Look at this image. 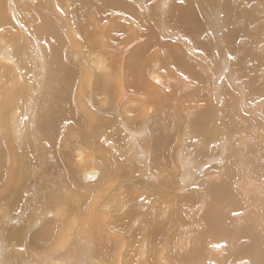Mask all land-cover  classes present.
I'll list each match as a JSON object with an SVG mask.
<instances>
[{
  "label": "bare ground",
  "instance_id": "1",
  "mask_svg": "<svg viewBox=\"0 0 264 264\" xmlns=\"http://www.w3.org/2000/svg\"><path fill=\"white\" fill-rule=\"evenodd\" d=\"M44 1L47 0H39L35 4L29 5L23 3L25 2L24 0H17V5H15V3H12L13 6H15V9H10L9 6L6 5V0L0 1V28L9 25L10 13H13L12 9H14L13 15H16L15 12L18 11V15L22 17V19L27 18L29 21H32L33 23L35 22V24L32 25L33 28L31 27L32 33L26 32V30H24V27V33L19 32V34L17 35H11V40L15 44L17 50V53L15 54L17 56V60L23 61V65H25V63H27L28 61H32V67L30 68L28 66L30 69H26L25 73H23L24 71L21 68L23 66H20L21 64L19 65V63H16L19 67V69L16 70L10 67L11 65L9 66L7 63H3V65H0V140L4 141L3 149H0V215L2 219L4 218L5 220L3 222L7 224L6 226L3 225L4 223H1L0 226L2 227V235L5 237V240H9V242L5 245V242L2 241L3 239H0V255L2 254L3 256V252L6 253V251L2 248L6 246L13 247V245H22L26 248H29L27 238H30L31 235L27 233V231L30 230V228L36 223L34 224L33 221L31 224L28 225L26 223L27 220L23 222V216L26 213L23 210V207L26 206L27 208V202L31 198V193H34L35 191H37L38 188L41 187V189H44L40 191V193H46V198L49 197L51 199L50 202L53 200L64 203L69 201V198L62 196L63 193L67 195L68 192H72L75 200L80 199V197L84 199L85 195L87 194L85 198V201L87 202L88 197L91 199L93 192H98L104 182L101 181L103 170L97 165H99L100 162L108 163V159L111 160V156H113L114 154L113 151L111 153L104 144L110 145L112 147L114 146L113 142L118 145V142L121 140H126L127 143H129L130 140V142H132L130 143L131 147H135V150H133V154L129 155L126 158V161H128V165L129 162H132L131 165L127 166L128 171L126 175L123 177L122 180L116 183L114 192L102 195L100 197L102 201L99 200L100 198L96 200V204L101 201L102 210H106L103 213L104 215L107 211H110V217L107 216L105 228L114 231L117 237H127L128 234L129 237H127L126 240L115 238L116 236L114 234L107 233L105 230L103 232H100L101 228H99L98 226H91V232L93 230L96 231L94 233L96 235H93L97 243L95 242L96 244L94 245V249L90 251V253L87 248L88 245H90L88 243L91 242L92 237H89L88 233L78 232L82 234V237L79 240V244H83V246L81 247L83 253H87L88 251V254H91L92 256L100 259L99 264H107V261L110 260L111 257L112 259L115 258L116 254L114 255L112 251L115 252L118 250L117 256L119 258L122 249H124L123 251H125L123 255V260H125L129 264H154L156 261H158L159 264H170V260H174L176 258L183 260L184 257H188L189 254H192L193 252L195 253V257L193 260L190 261L192 264H203L204 262H207V258L205 259V257L208 253L211 252H214V256L211 254L209 255V259L211 261H218V253L226 252L228 264H236V262L238 264V261H240L241 259L242 261L239 264H264V254L262 250L264 249V191L262 190L264 189V180L260 179L264 177V166L261 164L263 163V161L261 160V158L258 160L253 159V166H255V174L253 173V182L258 188H261L262 190L260 194L262 195V197H259L261 198L259 199L261 206H257V209L255 208V205L251 206L253 205V202L255 203V201L250 202V200H248L250 194L247 192L248 186L247 182L245 181L247 179V175L243 172H246V165L247 163H249L248 161H252V158L249 157L250 159L246 161V164L240 161L244 157L242 155L246 154V152L244 153V151L250 150L252 152L249 146L250 143H248V141H250L249 134L251 135L249 131L254 130V132H256L259 129L260 123L258 119L256 120L251 117H247L245 116L246 113H243V110L247 109L248 107V105L246 104L248 99L244 98V94L246 93L245 91H247V97L248 95L249 98L252 96L254 92V89H252V85L256 80L260 79V74L257 70L259 69V66L261 68L264 67V59L258 63V66L256 67L257 69L255 68L256 70L251 71L250 66H248L251 65V63L243 59L244 57L242 56V51H246V46H244L245 43L243 44V46L237 45L236 49L235 47H233L234 45L232 41V31H236L237 29L235 30L234 28L235 22L231 16V5H233L235 8L236 5L234 2L236 0H224L222 5L220 4L219 0H151L148 5L144 3L143 0H133L132 3L128 0H110L112 2L111 10H114L115 12H120V14H114L116 16L109 17L102 15L101 17L94 18H90L88 10L84 9L82 0H76L82 10L80 16L74 14V11L72 9V0L66 1L67 3H61L59 0V3L55 2L51 6H48V8L53 7L54 11L58 12V14L60 13V15L62 14L61 11L64 10L62 17H64L65 12L68 15V18H64L65 21L63 22L62 20V23H69L71 25V28H82L86 31V34L88 36L93 37V42L97 41L99 38H104L103 36L105 35L106 28L109 30L108 38L106 40H114L115 42H118V38L121 37L122 34L127 32L129 29L133 30V26L135 24L145 22L142 27L141 24L139 25L142 28L140 29L141 31L139 32V37L137 36L138 33L136 35H134L133 33L134 37H137L132 39L134 41L131 44L125 42L128 43V46H126L124 43L118 44L117 46L107 45V47L103 48V50L107 48L109 50H117L116 52L123 55L124 51H129L128 48H130V45L132 46V44L134 43H140V41L143 42L140 37H142L143 40L145 38V40L157 43V45L159 44L160 48H162L163 55H160L162 63H155V60L153 59V65H151V68L147 72L148 78H150L151 81L146 79V83L149 84L150 88L145 89V87H136L144 92H130L124 89L125 87L122 88L123 86L120 85L122 87H119V92L116 98L117 103L115 105V108L113 109H121L122 104L126 105V102H129L130 104L136 103L135 106H138L139 110L135 113V115L141 114V117H144L145 119V116L147 117V111H150L149 108L148 110H145L146 114H143L141 112V109L148 108H145V104L143 103V101L141 103V100L145 99V103L149 102L150 105L154 104L155 106H158L159 109H161V111H159V109L157 108V115H166V113L168 112L170 118L172 119V122H170L169 124L170 126L168 125L170 127V130L173 134L174 132H179V130L181 131V133L180 137L178 138L177 134H175L174 138L173 135H170V137L172 138L170 143L168 142V145L171 146L170 144L173 139V142L175 143V152L172 153L171 156H166L167 158H163V153H161L163 152L162 149L160 153H158V155L160 154V162L159 159L157 160L154 158L153 152L149 154L148 151L150 149L151 143L149 142V127L148 125H146V123H148L146 120L147 118L143 122V125H140L141 127H137L134 129V127L130 126L129 123H124V120L122 119L119 120L117 112L115 115H110V117L108 118L99 117L100 115L97 112L98 109L93 108L92 105L93 95L95 91L100 92L105 89L111 90L115 86V84L118 83L117 81L122 78L123 75L120 68H123V73L126 72L128 76L132 78L134 84L137 82L136 85L140 86V82L142 83L143 77L141 78L142 75L140 76V73H138V71L136 70L137 65L131 62V64H133L130 65V67H128L127 69L124 65L126 61L119 60L118 62L123 64V66L117 64V68L118 66L120 68L116 69V71L114 70L115 73L109 70V68L108 70H106L107 67H109L108 65H111L114 62L108 64V59L110 58L106 57V52L99 49L93 51L95 47L90 46L89 55L93 54L92 61L94 62L95 59L99 61L101 65L105 67V69L103 68L104 72L101 70L102 73H100L94 79V85H92L90 89V86H86L84 82L83 84L86 87L79 86L78 84L80 82L77 84L78 79L76 80V78L74 81L76 82L77 87L74 88L76 85L69 87L70 78H68L67 74L70 71L72 72V75H74L75 71L71 70L70 68H67L66 64L62 60L63 56L61 55L65 54L64 57L66 58V55L68 54L65 50L67 46L63 44L65 40L60 39L59 36V30H61V25L60 23H58L59 19L51 11L52 9H49L50 11H48L47 8L44 9V6H46L44 5ZM11 2H13V0H11ZM262 2V9L264 10V0H262ZM141 3L144 4V8H146L147 13L146 11L141 10L139 8L140 6H137L138 4L141 5ZM38 7L42 9H39ZM8 8L10 10H8ZM194 11L201 12L200 14L196 13L195 19H193ZM219 11L221 13H219ZM222 13H225L224 16L220 15ZM191 15H193V18L191 17ZM184 17L186 20L182 21V18ZM223 17H225L226 21L231 18V20L228 21V28L230 30L228 29V34L223 33L224 35L220 34V28L225 25H221L219 21L220 19L225 20ZM121 18L127 22L122 21V24L120 26ZM203 18L204 22L202 21ZM107 20L109 24L106 23ZM242 20L245 21V18H243ZM26 22H23L24 25ZM150 22H154L155 24L151 25ZM113 23H115V25H112ZM259 23L260 30H264V23H261L260 21ZM247 25L248 21L239 29L240 33H244V30L246 29ZM125 27L127 28L124 29ZM63 31L64 33H66V29H63ZM178 31H184V36L180 35ZM206 32H211L208 34H210V36L212 37V39L210 37L212 48H210L211 46L209 44V47L204 46L205 39L203 38V35H205L204 33ZM23 34H28V37L26 39H23ZM66 34L65 36L68 37L70 33H68V35ZM131 34L132 32L130 33V35ZM208 34L205 37H208ZM124 35H127V33H125ZM226 35L227 38L225 37ZM132 37L133 36H131V38ZM39 39L47 40V43L45 44H48L49 50L47 48L46 55L47 57H49L48 68L50 67V74L43 76L45 79L44 83H47L46 85H44L45 87L47 86V90L45 93H41L40 96L38 94L43 89V86L41 87L38 81L40 80L39 78L42 76L43 73L38 66V60H40L39 58L42 55V51L37 50V48L39 47V45L37 44ZM187 39L191 40L192 43H190L191 41L189 42ZM208 39L209 38H207L206 40ZM239 39H241V36ZM209 40L207 42H210ZM224 41L227 44H225ZM234 43H237V41H235ZM227 45L232 50V54L234 53L235 56H239L238 60L232 59V64L229 63V60L227 58V51H229L227 47H225ZM201 46H204V48L206 49H204V52L208 51L207 53L210 54L211 59H216L217 64L214 67H212V65L209 64L208 61L204 62L206 63V66H204V64H201L200 67H195L197 64H199V61H197L195 57L198 59H205L204 55H202L199 51L196 50V48H200ZM1 47L2 49L0 48V59H3V56H5L8 57V60L11 61V57L13 55L11 56L8 50L5 47L3 48L2 45ZM233 48L235 49V52H233ZM212 49L214 52L217 53L218 57L213 56L215 54L213 53ZM261 49L264 50V46H261ZM12 52L13 51H11V53ZM108 52L110 56L116 55L112 54L111 51ZM261 54L259 55V57L261 56ZM121 55L118 56L121 57ZM262 55H264V53ZM69 59L71 60V58ZM118 59L121 58L118 57ZM259 59L260 58H254L255 61H258ZM167 60H169L170 63L173 64H170L172 71H176L178 67H180L181 70L186 71V67L189 66L187 71H189L190 73L189 76H191L195 80L194 86L196 92H191L189 95H187L189 90H191L190 84H192L190 82L188 84V78L183 79L182 75H177V78L174 76V78L171 77L169 73L164 70L162 64L169 66L168 63H166ZM178 60L180 62L179 64H177L176 62ZM233 60L236 61L235 66L233 65ZM66 61L69 63L68 58ZM71 62L72 60L70 61V63ZM189 62H191V65L189 64ZM25 66L27 67V65ZM77 66L79 70L83 71L82 63L81 65L77 63ZM111 66L114 67L113 65ZM229 67L230 70H228ZM75 69L77 70V68ZM209 69L211 70L210 75L207 71ZM84 71L81 74H79L78 72L76 73H78L79 76L82 74L86 75L87 72L85 71V73ZM133 72H135V77L131 76L133 75ZM227 72H229V74ZM203 73H205V79L202 77ZM3 76H5L4 78L9 77V87H7L4 83ZM236 76L239 77V82L241 85L239 87L236 85ZM86 80L87 82L90 81H88V79H85V83ZM32 82L34 85H36L34 89H32ZM73 82L72 84H74ZM1 83H3V87H1ZM222 83L223 85H225L224 88L221 87ZM249 83H251L250 87L248 86ZM81 84L82 81L80 85ZM263 89L264 88H260L259 90ZM3 91L4 96H1L3 95ZM176 93V98L180 99V102L183 100L184 105H192L186 106L185 112H183L182 108L180 107L182 103H180L179 105L175 101V99L172 98L175 96ZM5 94L7 96L13 94L14 96L12 95V97H7L5 96ZM72 94L74 97L72 96L73 100L70 102H72L73 105L78 104V118L74 117L75 112H72L73 105L69 106L68 109L66 108V102L68 103V99H71ZM5 97L9 98V100L6 101L4 99ZM241 99L243 100L242 102ZM170 100L173 101L169 102ZM108 103L109 102H107V104ZM90 105H92V108L90 107ZM92 110L95 113H93ZM85 117L87 120L85 119ZM156 117L158 119L160 118L158 116ZM23 118H25V120H23ZM69 118H73L72 124L68 123L70 121L68 120ZM20 119L24 121L23 124L21 123L22 121H20ZM116 123L119 127L115 126ZM127 125L131 128H128ZM93 126H95L96 128H94ZM114 129L116 130L115 132ZM189 129L190 131L193 130L192 132H194V135H189ZM77 130H79V132L76 133L75 131ZM124 131L126 133L120 135L121 132ZM69 132H72L73 134L71 133L72 135L68 136ZM106 132L108 133L109 137L106 135ZM254 132L252 131V133ZM41 134H45L48 138H51V140L54 141V144L51 145V143L49 145L46 144L45 141L43 142V139H40ZM65 135H67L69 138H64ZM73 135L76 136H74L76 138L74 142L72 141L73 139L71 140V136ZM47 137H45V139H47ZM193 137L194 144H192V148L194 150V155H189L188 152H190V150H186L185 144L187 143L189 138L191 139ZM197 137L199 138L198 140ZM29 138L31 141L30 145H32V147L34 148L33 150L30 149L31 147L26 149V141H29ZM32 138L33 141L37 140V142L41 140L42 143L40 144L42 145V147L48 145L51 148L57 146L59 139L64 138L62 144H58L60 149H62V147L67 150L73 148L74 157L76 158L77 164L87 165L89 163L93 165L90 167L82 166L83 168L79 171L76 169L77 173H75L73 167L74 164L72 160L68 157L66 150L65 152H63V154H61V156H59L60 154H56L57 156L53 157L55 159V161H53V165H50L51 160H48V157L46 158L47 160H45V162H50L46 164L50 165L49 167L47 166L48 169L45 167L46 173H50L49 178L46 179L45 176V180H43V177H38L37 175V177H33V182H31V169L41 166L39 164L40 161L38 162V160L41 159L40 157L42 156H40L39 154H44L45 152H47L48 149V146L47 149H45L44 147V149H42L41 147L39 148L37 145L35 146V144L31 140ZM41 138H44V136ZM158 141H161V139H158ZM153 143L156 145V142L153 141ZM85 147H88L90 150L85 149ZM155 147L156 146H154L153 148ZM145 148L147 149L146 152ZM43 150L46 151L44 152ZM52 150L53 149H51V151ZM259 153L264 155V152L262 151ZM259 153L257 152V150H253L254 157H256ZM224 154L227 156H225L223 160L222 157H224ZM150 156L154 158L155 162L153 161L152 163H149V160L151 159ZM190 156H192L193 160L190 159ZM218 158L219 160L220 158H222V165L219 163L216 164ZM44 159L42 161H44ZM41 164L44 163L41 162ZM208 164L212 165L207 167L208 170H206V172L203 174L202 168ZM224 164L227 171L223 174V176L221 175L222 177L216 181L215 179H210V173L219 170V168H223ZM261 166H263V168L259 170L258 167ZM62 168L63 170H65V172H67L66 174H63L61 172L63 171ZM169 169H171L173 172L171 176H169ZM122 170L124 171V169ZM131 170L132 172H130ZM166 171L168 172V174H164V172L167 173ZM222 172L223 171H221V173ZM70 173H74L77 179L78 177L80 178V176L82 175L83 182L85 183L92 185L95 181L96 183L101 182V185H97L98 187L95 186L94 189L91 188V190L88 188L85 189L86 187H82L83 185L75 187L72 185L69 176H67V174ZM191 174L195 177L197 176L198 179L196 180L197 182L193 183V185H196L197 189L195 188L196 190L190 192L193 198L196 199V202L198 203L196 204L198 205V208L195 209V211L193 212L194 215H192V217L194 216L195 220L187 219L186 215H184L187 211V208H189H185V206H187L189 203H192L189 201V198L187 199L188 195H186V193L185 195L180 193V195L178 192V190L184 188L181 187L182 185H184L185 183L188 184V182L186 181V177L189 178L188 176ZM175 176L179 184L170 181L169 178H174ZM159 177L162 179L161 187L158 186L159 184H155V180L156 183L159 182ZM175 186H179L177 188V191H175ZM190 186L192 187V185ZM124 187L127 189L128 194L125 197H122V195L120 196V190ZM128 189H130V191H128ZM59 190H64L62 194L61 192L59 193L60 197H58L57 195ZM169 191L170 195L168 194ZM256 192L254 191L253 193L255 194ZM243 193L246 195V202L241 203ZM156 194H160V196L162 195V198L167 197L164 205L163 203H161V201L165 200V198L162 199L161 197L156 196ZM35 195L38 196L37 194ZM204 195L205 197L207 196V198H205ZM56 198H58V200ZM124 198H126V200H124ZM175 200L177 201V203L180 204V208L179 206L177 207L176 204L173 205V202H176ZM38 201L40 204V202H43L44 200ZM45 203L43 202V204ZM7 204H9L8 208ZM113 204L116 205L115 208L113 207ZM118 204L119 206L121 205L123 208L125 207V210H123L120 206V210L123 212L116 214ZM163 206H165L164 208L166 209H164ZM248 206L252 208H249V210H252L250 214L248 213V211H245L248 210ZM44 207L47 208V204H45ZM96 207L97 209H100V207ZM146 208L147 210H145ZM184 208L186 209V211ZM172 210L174 211L172 218H177V225H175L177 227L173 228H178L179 233H176L177 236L175 238H171L168 241L167 245H163L162 242L164 238L161 236L162 233L160 235L159 228L153 227L152 229H150L149 225L143 224L150 223L153 221L156 222L158 217L160 219L161 216L169 217V219H166L168 220L167 224H170L169 222H172L173 219L171 221L170 216L167 215H171ZM243 211H245V214L242 216L241 212ZM140 217H144L145 219V221L143 219V224L140 223ZM38 218L39 217H37V219L35 220H38ZM161 219L163 221L164 218ZM59 221V219H52L51 221H48L47 219V221H44V223H42L40 227H38L37 229L35 228L33 237L31 236L33 243L35 244V241H38L39 243L45 245V243H48L54 237V234H59L60 232L63 234L64 227H62V223ZM18 223V230L14 231L12 227L14 226V224ZM165 224L166 222H163V225ZM197 224L198 229H195L194 227ZM136 225H138V227L135 229ZM181 225L182 228H180ZM187 225H189L191 232L197 233V239L195 242L193 241L195 244V250L192 248V244L190 246L191 248H188L192 239H190L189 241V239L186 237L187 231L185 232V230L187 229ZM151 226H155V224ZM87 228H85L86 231L90 232V228L88 230ZM151 230L153 231V236L151 234ZM78 231L80 230L78 229ZM162 231H164V229ZM108 234L113 240L112 242H110ZM131 237L133 241H131ZM239 242L241 245L247 243V247L243 248L242 246L238 250L236 246H241ZM119 248L121 250H119ZM187 248L189 249V254L185 252ZM163 250H167L168 253L166 254ZM111 252L113 253V256H110ZM235 253L237 254L235 255ZM106 256L110 258L105 259L104 257ZM85 257L87 258L88 256L86 255ZM244 257L249 258L244 259ZM203 259H205V261ZM112 262H114V260ZM223 262L226 263L225 260ZM8 264L11 263L9 262ZM55 264H70V260H63L60 263L55 261ZM216 264L219 263L216 262Z\"/></svg>",
  "mask_w": 264,
  "mask_h": 264
},
{
  "label": "rangeland",
  "instance_id": "2",
  "mask_svg": "<svg viewBox=\"0 0 264 264\" xmlns=\"http://www.w3.org/2000/svg\"><path fill=\"white\" fill-rule=\"evenodd\" d=\"M1 1V0H0ZM25 2H23V3H26V4H31V5H33V4H35V3H37L38 1L37 0H24ZM27 1V2H26ZM66 1H69V0H60V2L61 3H63V2H65V3H67ZM116 1H118V0H116ZM127 1V0H126ZM128 1H130L131 3L133 2V0H128ZM144 1V3H146L147 5H148V3H150V1L151 0H143ZM220 1V4L222 5L223 4V1L224 0H219ZM234 1V0H233ZM237 1V2H236ZM234 3H235V5H236V7H237V9H236V7L234 8V6L233 5H231L232 6V10H231V16H232V18L234 19V28H235V30L236 31H232L233 32V39H232V41H233V47H235V49L237 48V45L238 46H243V44L245 43V45L244 46H246V51H242V56L244 57L243 59H245L247 62H249V63H251V65H248V66H250V68H251V71H254V70H256L257 68V66H258V63L261 61V60H263L264 59V55H262L263 53H264V50H262L261 49V46H264V30H260V23H259V21L261 22V23H264V10L262 9L263 8V2H262V0H254V1H252V0H236ZM45 2V4L44 5H46V6H44V9L45 8H47L48 9V11H50L51 9V11L53 12V14L59 19L58 21V23H60V25H61V30H59V36H60V39H64L65 40V42L63 43V44H65V46H67L66 48H65V50L67 51V54L68 55H66V58L64 57L65 56V54H63V55H61V56H63L62 57V60L64 61V63L66 64V67L67 68H70L71 70H74L75 71V73H74V75H72V72H68V78H70L69 79V87H72L73 85L75 86L76 85V82L74 81L75 80V78H76V80L78 79V82H77V84L80 82L81 83V81H82V84H83V82H84V84L86 85V86H90L89 87V89L91 88V86L92 85H94V82H95V78L100 74V73H102V71L104 72V70H103V68L105 69V67L103 66V65H101V63L99 62V61H97L96 59H95V61L93 62L92 61V55H89V48H90V46H92V47H95L94 49H93V51H95V50H102V51H105L106 52V57L107 58H110V59H108L109 61H108V64H111V63H113V64H111V65H113L114 67H112L111 65H108L109 67H107V69L106 70H108V68H109V70H111L112 72H114L115 73V71H116V69H118V68H120L119 66H118V68H117V64L118 65H122L123 66V64H121V63H119L118 61L119 60H124V61H126L125 62V67L128 69V67H130V65H132L133 63H135L137 66V71H138V73H140V76H141V78L143 77V80H142V83L140 82V86H137L136 85V83L134 84L133 83V80H132V78L131 77H129L128 76V74L126 73V72H124L123 73V68H120L121 69V71H122V78L119 80V81H117L118 83H116L115 84V86L111 89V90H107V89H105V90H102V91H100V92H98V91H95V93H94V95H93V102H92V105H93V108H95V109H98L97 110V112H98V114L100 115H98L99 117H106V118H108V117H110V115H115L116 114V112H117V115L119 116V120L120 119H122V120H124V123L126 122V124H130V126H132V127H134V129L135 128H137V127H141L142 125H143V122L145 121V119L147 120V122L148 123H146V125H148V130H149V132H150V134H149V142L151 143V145H150V149L148 150L149 151V154L150 153H152L153 152V156H154V158L155 159H159V162H160V157H159V155H158V153H160V151L163 149V152H161V153H163V158L165 157V158H167V157H169V156H171V154L172 153H174L175 152V143L173 142V139H172V142H171V146L173 147H171V146H169L168 144L170 143V141H171V138L172 137H170V135L172 136L173 135V138H174V136H175V134H177V138L178 137H180V133H181V131L179 130V132H174V134L172 133V131L170 130V122H172L171 120V118H170V115L168 114V112L166 113V115H164V114H161V115H157L156 113H157V108H158V106H155L154 104H151L150 105V103L149 102H147V103H145L146 102V100L145 99H142L141 100V103H142V101H143V103L145 104V108H147V109H141V112L143 113V114H146V111L145 110H148L149 108H150V111L152 112H150L149 110L147 111L148 113L146 114L147 115V117L145 116V119H144V117H141V114H136L135 115V113L136 112H138V106H135V104L136 103H134V104H130L129 102H126V105L125 104H122V106H121V109L119 108V110H113L114 108H115V105H116V103H117V94H118V92H119V87H122V88H124V89H126L127 91H130V92H135V91H140V92H144V91H141V90H139L138 88H136V87H145V89L146 88H150L149 87V84H147L146 82V79L147 80H150L151 81V79L150 78H148V75H147V72L149 71V69L151 68V65H153V61L155 60V63L156 62H160V63H162V61H161V56L163 55V51H162V48H160V46H159V44L157 45V43H154V42H150V41H148V40H145V38H144V40H143V38L142 37H140L141 39H142V41L143 42H141L140 41V43L138 42V43H134V44H132V46L130 45V48H128V50L129 51H124L123 53V55H121V54H119L118 52H116L117 50H109L108 48L107 49H104L103 50V48H106L107 47V45L109 46V45H111V46H117L118 44H121V43H124L126 46H128L127 44L128 43H132L134 40H132L133 38H135V37H137L140 33V29H142L141 27L143 26V24L145 23H139V24H135L134 26H133V30L132 29H129L127 32H125V33H127V35H124L125 33H123L122 34V36L121 37H119L118 38V42L116 41H114V40H106L107 38H108V32H109V30L106 28V32H105V35L103 36L104 38L102 39V38H99L97 41H95V42H93V37L92 36H88L87 34H86V31L85 30H83L82 28L81 29H77V28H71V25L69 24V23H67V22H65V24L64 23H62V20H63V22L65 21L64 20V18H68L67 16V14L64 12V17H62V15H63V11H61L62 12V14L60 15V13L58 14V12H55L54 11V9H53V7H49L48 8V6H51L53 3H59V0L58 1H52V0H47V1H44ZM72 2H73V7H72V9H73V11H74V14H76L77 16H80V14H81V12H82V10H81V7H80V5H79V3L76 1V0H72ZM12 3H15V5H17L18 3H17V0L15 1V0H13V2H11V0H6V5L7 6H9V8L11 9V8H14L15 9V6H13V4ZM11 4V5H10ZM82 4H83V6H84V9H87L88 10V14L90 15V18H94V17H101L102 15H104V16H106V17H109V16H116V15H114V14H117V15H119L120 14V12H115L114 10H111V7H112V2L110 1V0H82ZM135 4H137V3H135ZM151 5H152V3H151ZM11 6V7H10ZM137 6H140L139 8L141 9V10H143V11H146V13H147V10H146V8H144V4H142L141 3V5H137ZM141 6H143V7H141ZM135 7V6H134ZM8 8V10H10ZM39 9H42V8H40V7H38ZM259 10H258V9ZM14 9H12L13 10V13L11 12L10 13V19H9V25H6V26H3V28H0V43H1V41H2V43L0 44V48L2 49V47H1V45L3 46V48L5 47L7 50H8V52H9V54L13 57H11V61L10 60H8L9 58L8 57H5V56H3V59L1 58L0 59V65L2 64L3 65V63H7L10 67H12L13 69H19V67L17 66V64L16 63H19V65L20 66H23V67H21L22 69H23V73H25V71H26V69H30L31 67H32V64H33V62L32 61H28L27 63H25V65H27V67L25 66V65H23L22 64V62L23 61H19V60H17V56L15 55L16 53H17V50H16V46H15V44L12 42V40H11V35L12 34H15V35H17V34H19V32L20 33H24V30H26V32H28V33H32L31 32V30H32V28H33V24H35V22L33 23L32 21H29L27 18H25V19H22V17H20L19 15H18V11H16L15 13H16V15H13L14 14ZM50 9V10H49ZM242 9V10H241ZM144 13V12H143ZM196 13L197 14H200L201 12H199V11H194L193 12V15H194V18H193V15H191V17L193 18V19H195L196 17ZM219 13H221L220 11H219ZM108 14V15H107ZM110 14V15H109ZM155 14V13H154ZM224 14L225 13H222V14H220V15H223L224 16ZM13 15V16H12ZM145 15H147V14H145ZM61 16V17H60ZM241 16V17H240ZM18 17H20V18H18ZM154 17V16H153ZM250 17V18H249ZM201 18H202V16H201ZM224 19H225V17H223ZM243 18H245V21L244 20H242ZM247 18V19H246ZM172 19H173V17H172ZM183 20L182 21H185L186 19H185V17L184 18H182ZM263 19V20H262ZM25 20V21H24ZM168 20V19H167ZM229 20H231V18L229 19ZM228 20V21H229ZM11 21H13V22H11ZM27 21V22H26ZM122 21L123 22H127V21H125L124 19H120V26H121V24H122ZM174 21V20H173ZM202 21L204 22V18L202 19ZM220 21V24L222 25V24H224L225 26H223V27H221L220 28V34H222V35H224L225 33L226 34H228L227 32H228V21H226V19L225 20H219ZM224 21V22H223ZM241 21H244V22H241ZM248 21V25H247V27H246V29L244 30V33H240V31H239V29L243 26V25H245V23ZM17 22V23H16ZM23 22H26V23H28V24H26L25 23V25H24V23ZM80 22H82V21H80ZM176 22V21H175ZM181 22V21H180ZM179 22V23H180ZM22 23H23V25H22ZM32 23V24H31ZM66 23H67V25H66ZM107 24H109V22H108V20H107V22H106ZM148 23V22H147ZM151 23V25H154L155 23L153 22H150ZM11 24V25H10ZM125 24V23H124ZM141 24V27L139 26ZM23 27H22V26ZM28 25V26H27ZM112 25H115V23H113ZM136 25H137V27H136ZM181 25V24H180ZM227 25V26H226ZM14 26V27H13ZM119 26V27H120ZM139 26V27H138ZM1 27V26H0ZM25 27V28H24ZM32 27V28H31ZM231 27H232V24H231ZM5 28V29H4ZM13 28V29H12ZM15 28H17V29H15ZM23 28H24V30H23ZM127 27H125L124 29H126ZM130 28V27H129ZM135 28V29H134ZM138 28H139V30H138ZM28 29V30H27ZM63 29L65 30L66 29V33H64V31H63ZM68 29V30H67ZM75 29V30H74ZM70 30V31H69ZM73 30V31H72ZM78 30H80V31H78ZM84 32H83V31ZM182 30H183V28H182ZM230 30V29H229ZM15 31V32H14ZM69 31V32H68ZM94 31H96V30H94ZM134 31V32H133ZM239 31V32H238ZM248 31V32H247ZM250 31V32H249ZM10 32V33H9ZM74 32V33H73ZM132 32V34L130 35V33ZM136 32V33H135ZM179 32V34L180 35H182V36H184V31H178ZM68 33H70L69 35H68ZM73 33V34H72ZM133 33H134V35H136L137 33V36H135L134 37V35H133ZM208 33H211V32H206V33H204L205 35H203V38L205 39L204 40V46H207V47H209V45L211 46L212 45V43H211V39H212V37L210 36V34H208ZM224 33V34H223ZM236 33V34H235ZM8 34V35H7ZM65 34L66 35H68V37L67 36H65ZM79 34H81V35H79ZM209 35L208 37H205L206 35ZM246 35V36H243V35ZM10 35V36H9ZM221 35V36H222ZM8 36H9V38H8ZM106 36V37H105ZM126 36H127V38H126ZM131 36H133L132 38H131ZM240 36H241V39H239L240 38ZM1 37H3V38H1ZM22 37H23V39H26L27 37H28V34H23L22 35ZM139 37V36H138ZM210 37H211V39H210ZM226 38H227V35L225 36ZM224 37V38H225ZM236 37V38H235ZM238 37V38H237ZM242 37H244V38H242ZM207 38H209L208 40L210 41V42H207L208 40H206ZM82 39V40H81ZM140 39V40H141ZM236 39H238V40H236ZM259 39V40H258ZM43 39H39L38 40V42H37V44L39 45V49L37 48V50H40V51H42V55L40 56V60H38V66H39V68L41 69V71H42V76L39 78L40 80L38 81L39 82V84H40V86L42 87L43 86V89L39 92V96L41 95V93L43 94V93H45L46 92V90H47V86L45 87L44 85H46L47 83H44V75H49L50 74V67L48 68V66H49V57H47V55H46V52H47V48H48V44H45V43H47V40H43ZM188 40V39H187ZM253 40V41H252ZM189 42L191 41V40H188ZM235 41H237V43H234ZM250 41V42H249ZM257 41V42H256ZM90 42V43H89ZM125 42H128V43H125ZM225 42V41H224ZM83 43H84V45H83ZM147 43V44H146ZM190 43H192V41L190 42ZM73 44V45H72ZM209 44V45H208ZM225 44H227L226 42H225ZM8 45V46H7ZM72 45V46H71ZM78 45V46H77ZM193 45V44H192ZM70 46V47H69ZM159 46V47H158ZM204 46H201L200 48H196V50L197 51H199L202 55H204V58L205 59H203V58H200V59H198V58H196L195 57V59L197 60V61H199L198 63L200 64H197L195 67H200L201 66V64L203 65L204 64V66H206V63H204V62H206V61H208L209 62V64H211L212 65V67H214L216 64H217V62H216V59L215 60H213V59H211L210 58V54H208L207 52L208 51H205L204 52ZM137 47V48H136ZM225 47H227V49L229 50V51H227V54H228V60H229V63H231L232 64V59H234V60H238V58H239V56L238 55H236L235 56V54L233 53L232 54V50L228 47V45L227 46H225ZM201 48H202V50H201ZM210 48H212V46L210 47ZM235 49L233 48V52H235ZM10 50V51H9ZM48 50H49V48H48ZM78 50V51H77ZM206 50V49H205ZM11 51H13L12 53H11ZM92 51V50H91ZM92 51V52H93ZM108 51H111V53L112 54H116L115 56H110L109 55V52ZM212 51H213V49H212ZM230 51H231V54H230ZM250 51V52H249ZM263 51V52H262ZM45 54H44V53ZM132 52V53H131ZM133 52H134V54H133ZM136 52V53H135ZM247 52V53H246ZM66 53V52H65ZM162 53V54H161ZM213 53L215 54V55H213L214 57H218L217 56V53L216 52H214L213 51ZM262 53V54H261ZM77 54V55H76ZM80 54V55H79ZM159 56H158V55ZM261 54V56L259 57V55ZM118 55H121V57L120 56H118ZM132 55V56H131ZM161 55V56H160ZM250 55V56H249ZM116 56H118L119 58H121V59H118V57H116ZM155 56V57H154ZM158 56V57H157ZM47 57V58H46ZM157 57V58H156ZM64 58V59H63ZM67 58H68V61H69V63L66 61L67 60ZM69 58H71V60H72V64L70 63V59ZM84 60H83V59ZM231 58V59H230ZM250 58V59H249ZM254 58H260L258 61H255L254 60ZM15 61H14V60ZM75 59V60H74ZM137 59H139V60H137ZM154 59V60H153ZM208 59V60H207ZM3 60V61H2ZM76 60H77V62H76ZM86 60V61H85ZM203 60V61H202ZM233 60V65L235 66L236 65V61H234ZM6 61V62H5ZM8 61V62H7ZM75 61V62H74ZM117 61V62H116ZM181 61V60H180ZM251 61V62H250ZM110 62V63H109ZM131 62H133L132 64H131ZM177 62V64H179L180 62H179V60L178 61H176ZM75 63V64H74ZM77 63H79L80 65H81V63H82V69H83V71L86 73V75L85 74H82V75H80L79 76V74H81V73H83V71L82 70H79L78 69V66H77ZM86 65H85V64ZM98 63V64H97ZM166 63H168V65L169 66H166V65H163L162 64V66H163V68H164V70L166 71V72H168L169 73V75L171 76V77H176L177 78V75H182V77H183V79L185 78V79H187L188 78V84H189V82L190 83H192V84H190V86H191V90H189V92L187 93V95H189L191 92L193 93V92H196V90H195V83H194V79L191 77V76H189L190 75V73H189V71H187L188 70V68H189V66H187L186 67V71H184V70H181V68L180 67H178V69L180 70H178L177 68V70L176 71H172L171 69V67H170V64L171 65H173L172 63H170V61L169 60H167L166 61ZM248 63V64H249ZM7 64H5V65H7ZM189 64L191 65V62H189ZM257 64V65H256ZM14 65H15V67H14ZM46 65V66H45ZM91 65V66H90ZM176 65V64H175ZM30 68H29V67ZM44 66V67H43ZM135 66V65H134ZM90 67V68H89ZM124 67V68H125ZM195 67H193V68H195ZM48 68V69H47ZM75 68H77V70L75 69ZM208 68V67H207ZM256 68V69H255ZM1 69V68H0ZM138 69H140V70H138ZM44 70V71H43ZM78 70H79V72H78ZM102 70V71H101ZM115 70V71H114ZM228 70H230V67H229V69ZM227 70V71H228ZM46 71V72H45ZM80 71H82V72H80ZM208 71V73H209V75H210V73H211V70L209 69V70H207ZM257 71H259V74H260V79H258V80H256L255 82H254V84L252 85V89H254V92H253V94H252V96L249 98V95H248V97H247V91H245L243 94L245 95L244 96V98L245 99H248V101L246 102V104L248 105V107H247V109H245V110H243V113H246L245 114V116H247V117H251V118H253V119H258V121H260V123H259V129L256 131V132H254V130H252L254 133H252V131H249V133H251V135L249 134V139H250V141H248V143H250L249 144V146H250V148H251V150H252V152L250 151V150H248V151H244V153L246 152V154H243L242 156H244L240 161L242 162V163H245L246 164V161H248L250 158L249 157H251L252 158V161H248L249 163H247V167H246V172L245 171H243L244 172V174H246L247 175V179L245 180L246 182H247V186H248V188L249 189H251V190H249L248 188H247V192L250 194V196L248 197L249 199L248 200H250V202L252 201H255V203L253 202V205H251V206H256L255 208L257 209L259 206H261V203H260V200L259 199H261V198H259V197H262V195H260L261 194V191L263 190L264 191V189H262L261 190V188H258L257 186H256V184L253 182V173L255 174V166H253V159H260L261 158V160L263 161V163H261L263 166H264V155H262L261 153H259V152H264V89L263 90H259L260 88H264V67H260L259 66V69L257 70ZM48 72V73H47ZM76 72H78V73H76ZM180 72H181V74H180ZM190 72H192V71H190ZM256 72V71H255ZM134 73L135 72H133V75H131V76H134ZM228 74H229V72H227ZM226 73V74H227ZM231 74V73H230ZM89 76V78H88V76ZM1 76V75H0ZM72 76H74V77H72ZM79 76V77H78ZM87 76V77H86ZM5 76H3V78H4ZM11 77V76H10ZM135 77V76H134ZM174 77V78H175ZM202 77L205 79V73H203L202 74ZM237 77V81H236V85L239 87V86H241L240 85V82H239V77L238 76H236ZM73 78V79H72ZM2 79V78H1ZM85 79H88V81L89 82H87V80H86V83H85ZM128 79V80H127ZM4 80V83L6 84V86L7 87H9V85H10V79H9V77H7V78H4L3 79ZM81 80V81H80ZM74 81V82H73ZM153 81H154V79H153ZM186 81V80H185ZM72 82L74 83V84H72ZM139 82V81H138ZM225 82V81H224ZM80 83L78 84L79 86H84V87H86L84 84L82 85H80ZM88 83V84H87ZM144 83V84H143ZM185 83V82H184ZM104 84V83H103ZM1 87H3V83H1ZM32 85H33V87H32V89H34V87H36V85H34L33 84V82H32ZM120 85H122V86H120ZM208 85V84H207ZM230 86V85H229ZM248 86L250 87L251 86V83H249L248 84ZM256 86V87H255ZM77 87V85L74 87V88H76ZM222 88H224L225 87V85H223V83H222V86H221ZM231 87V86H230ZM259 87V88H258ZM73 88V89H74ZM121 88V89H122ZM1 89V88H0ZM37 90V89H36ZM40 90V89H39ZM38 90V91H39ZM76 90V89H75ZM75 90H74V94H75ZM96 90H97V88H96ZM257 90V91H256ZM37 91V92H38ZM105 91V92H104ZM112 91V92H111ZM236 91V90H235ZM4 93V91L2 92V94ZM238 93V92H237ZM0 94H1V92H0ZM16 94H18V93H16ZM12 95L13 94H11V95H9V96H7L6 94H5V96H7V97H12ZM1 96H4V94L3 95H1ZM14 96V95H13ZM72 96H73V94L71 95V99H68V103L66 102V104H67V109H68V107L69 106H72L73 105V103L72 102H70V101H72L73 99H72ZM103 96H105V97H103ZM176 96H177V93L175 94V96L174 97H172V98H174L175 99V101L180 105V103H182V105L180 106L181 108H182V111L183 112H185V109H186V106H192V105H184V103H183V100L180 102V99H178V98H176ZM259 96V97H258ZM7 97H5L4 99L7 101V100H9V98H7ZM74 97V96H73ZM258 98V99H257ZM112 100H113V102H112ZM127 100H129V99H127ZM102 101H105V102H102ZM173 100H170L169 102H172ZM243 100L241 99V102H242ZM83 102V101H82ZM95 102V103H94ZM107 102H109L108 104H107ZM112 102V103H111ZM187 102V101H186ZM221 102V101H220ZM77 103H78V101H77ZM148 103H149V105H148ZM69 104V105H68ZM98 104V105H97ZM111 104V105H110ZM129 104V105H128ZM144 104H143V106H144ZM170 104V103H169ZM168 104V105H169ZM92 105H90V107L92 108ZM132 105V106H131ZM134 105V106H133ZM254 105V106H253ZM131 106V107H130ZM152 106V107H151ZM78 104L77 105H73L72 106V112L74 113V117H79V112H78ZM125 107V108H124ZM128 107H130V108H128ZM130 109V110H129ZM159 109V108H158ZM76 110V111H75ZM122 110V111H121ZM129 110V111H128ZM247 110V111H246ZM93 111V110H92ZM131 111V112H130ZM145 111V112H144ZM159 111H161V109H159ZM109 112V113H108ZM112 112V113H111ZM114 112V113H113ZM118 112H119V114H118ZM130 112V113H129ZM132 112H133V115H132ZM93 113H95L94 111H93ZM121 113V114H120ZM71 114V113H70ZM106 114V115H105ZM34 115V114H33ZM164 115V116H163ZM184 115H185V113H184ZM156 116H158V117H160L159 119L156 117ZM173 118V117H172ZM85 119H86V117H85ZM133 119V120H132ZM161 119V120H160ZM168 119V120H167ZM23 120H25V118H23ZM23 120H21L20 119V121H22L21 123L23 124L24 123V121ZM68 120H70L68 123L69 124H72V122H73V118H69ZM87 120V119H86ZM163 120H164V122H163ZM170 120V121H169ZM162 122V123H161ZM156 123V124H155ZM165 123V124H164ZM93 124H94V122H93ZM125 124V125H126ZM141 125V126H140ZM164 125V126H163ZM169 125V126H168ZM90 126H92V125H90ZM116 127H119L118 126V124L116 123V125H115ZM94 128H96L95 126H93ZM92 127V128H93ZM127 127H128V125H127ZM165 127V128H164ZM128 128H131V127H128ZM167 128V129H166ZM175 128H176V126H175ZM263 128V129H262ZM192 129V128H191ZM116 130L114 129V132H115ZM193 130H191L190 131V129H189V135H194V132H192ZM262 133H261V132ZM76 133L77 132H79V130H77V131H75ZM260 132V133H259ZM41 133H42V131H41ZM72 132H69V135L68 136H70V135H72L71 134ZM75 133V134H76ZM107 133V132H106ZM123 133H126L125 131L124 132H121V134L120 135H122ZM257 133V134H256ZM5 134V133H4ZM254 134V135H253ZM260 134H261V136H260ZM44 136V138H41V137H43ZM107 136H108V133L106 134ZM41 137H40V139H43L42 141L44 142L45 141V143L46 144H51V145H53L54 144V141L53 140H51V138H48L45 134H41L40 135ZM67 135H65L64 136V138H66V139H68L69 137L67 136ZM75 135H73V136H71V140L74 142L75 140H76V136L74 137ZM78 136V135H77ZM45 137H47V139H45ZM109 137V136H108ZM194 137H196V136H194ZM194 137L193 138H189L188 139V141H187V143L185 144V148H186V150H190V152H188L189 153V155H194V150H193V148H192V144H194L193 142H194ZM257 137V138H256ZM64 138H61V139H59L58 141V143H57V146H55V147H53V148H51L50 146H48V149H47V146L45 145V149H47V152H45L46 150H43L45 153L44 154H42V153H40L39 155L40 156H42V157H40L41 159L43 158H45L44 159V161H42L41 159H39L38 160V162H39V164L41 165L40 167H35V168H33V169H31V182H33L32 180H33V177H37V175H38V177L40 176V177H43L42 179L43 180H45L44 179V177L47 179V178H49V175H50V173L48 174V173H46V171H45V169L47 168L48 169V167L50 166V165H53L54 164V162L53 161H55V159L53 158V157H56L57 155L56 154H60L59 156H61V154H63V152H65L67 149H65L64 147H62V149H60V147L58 146V144H62V141L64 140ZM158 139H161V141H158ZM199 138L197 137V140H198ZM257 139H259V140H257ZM32 141H33V138L31 139ZM51 140V141H50ZM70 140V139H69ZM196 140V141H197ZM47 141V142H46ZM153 141L154 142H156V145L153 143ZM254 141H256V142H254ZM31 141H30V138H29V141L27 140L26 141V149L27 148H30V149H34L33 147H32V145H30L31 143H30ZM38 142H39V144H38ZM37 142V140L36 141H33V143L35 144V146L37 145L39 148L41 147L42 149H44L43 147H42V145L40 144V143H42L41 142V140H39ZM50 142V143H49ZM165 142V143H164ZM169 142V143H168ZM192 142V143H191ZM252 142V143H251ZM27 143H29V144H27ZM32 143V144H33ZM37 143V144H36ZM114 144V146H110V145H106V144H104L107 148H108V150L112 153V151H113V156H111L112 157V159L111 160H109L108 158V163L107 162H100L99 163V165H97V166H99V167H101V169L103 170L102 172H103V174H102V179H101V181H104L103 182V185H102V187H100V189H99V191H98V189H97V191L98 192H93V194H92V196H91V199L88 197V201L86 202L85 201V198H86V196H87V194L85 195V198L83 199V198H81L80 197V199H78V200H75V198H74V196H73V193L72 192H68V194L67 195H65V193H63V191L64 190H59L58 191V193H57V195H58V197H60V195H59V193L61 192V194L63 193V195L62 196H65V197H68L69 199V201H67V202H57V201H51L50 202V198L49 197H47L46 198V193H40V191H42L43 189H41V187L40 188H38L37 189V191H35L34 193H31V198H30V200L27 202L28 203V205H27V208H26V206L25 207H23V210L26 212L25 214H24V216H23V214H22V216L24 217L23 218V222H25L26 220H27V224L29 225V224H31L33 221H34V224L35 225H33L31 228H30V230H28L27 231V233H29L32 237H33V234H34V230H35V228L37 229L38 227H40L41 225H42V223H44V221H47V219H48V221H51L52 219L53 220H56V219H59L60 221L59 222H61L62 223V227H64V232H63V234L60 232L59 234H54V237L48 242V243H45V245H43V244H41V243H39L38 241H35V244L33 243V240H32V237L30 236V238H27V240H28V246H29V248H26L25 246H22V245H13V247H10V246H6V247H2L5 251H6V253L5 252H3V256H2V254L0 255V264H8L9 262L11 263V264H55V261L56 262H58V263H60L61 261H63V260H70V264H99V261H100V259H98V258H96V257H94V256H92L91 254H88V251H89V253H90V251H92L93 249H94V245L97 243L96 242V239L94 238V235H96V234H94L96 231H92L91 232V226L92 227H96V226H98L99 228H101L100 229V232H103L104 230L107 232V233H110V234H114L116 237L115 238H119V239H127V237H129V234L127 235V237L125 236V237H122V236H118L117 237V235H116V233L114 232V231H112V230H110V229H106L105 228V223L107 222V216L108 217H110V211H107L106 212V214L104 215L103 213H104V211H106V210H102V208H101V196L102 195H104V194H108V193H110V192H114V190H115V186H116V183H118L120 180H122L123 179V177L126 175V173H127V171H128V167L127 166H129V165H131L132 164V162H129V165L127 164V162L128 161H126V158L129 156V155H131V154H133V150H135V147L133 148V147H131V144L130 143H132V142H130V140H129V143H127V141L126 140H121V141H119L118 142V145L117 144H115V142H113ZM159 143V144H158ZM259 143V144H258ZM261 143V144H260ZM0 149H3V146H4V141L3 140H0ZM33 144V145H34ZM252 144V145H251ZM40 145V146H39ZM161 145V146H160ZM125 146V147H124ZM154 146H156L155 148H153ZM160 146V147H159ZM252 146V147H251ZM50 147V148H49ZM58 147H59V149H58ZM253 148V149H252ZM261 148V149H260ZM51 149H53L52 151H51ZM85 149H87V150H90L88 147L86 148L85 147ZM115 149H116V151H115ZM119 149V150H118ZM155 149V150H154ZM257 150V152L259 153L256 157H254V155H253V150ZM63 150V151H62ZM68 150H69V152H68ZM67 150V155H68V157L72 160V162H73V164H74V171H75V173H77V170L79 171L80 169H82L84 166H87V167H90V166H92L93 164H87V165H84V164H77V161H76V158L74 157V150H73V148L72 149H68ZM146 148H145V152H146ZM154 150V151H153ZM157 150H158V152H157ZM259 150H261V151H259ZM55 151V152H54ZM62 151V152H61ZM170 151V152H169ZM73 152V153H72ZM122 152V153H121ZM156 152V153H155ZM49 153V154H48ZM53 153V154H52ZM68 153H70V154H68ZM45 155V156H44ZM49 155V156H48ZM52 155V156H51ZM165 155V156H164ZM227 155H228V153H227ZM227 155H225L224 154V157H222L223 158V160H224V158H225V156H227ZM250 155V156H249ZM44 156V157H43ZM162 156V155H161ZM167 156V157H166ZM241 156V157H242ZM48 157V160H51L50 162L48 161L47 163H50V165L48 164V165H46L47 163L45 162V160H47L46 158ZM50 157V158H49ZM53 158V160H52V158ZM151 157V161L149 160V163H152L153 161H154V158L152 157V156H150ZM222 158H220V160H219V158H218V160L215 162L216 164H223V160H222ZM190 159H192L193 160V158H192V156H190ZM41 162L42 163H44V164H41ZM53 162V163H52ZM90 162V161H89ZM155 162V161H154ZM76 164V165H75ZM160 164V163H159ZM46 165V166H45ZM210 165H212V164H208V165H206L205 167H203L202 168V173L204 174L205 172H206V170H208V168L207 167H209ZM243 165V164H242ZM44 166V167H43ZM48 166V167H47ZM83 166V167H82ZM263 166H261V167H258V169L259 170H261L262 168H263ZM46 167V168H45ZM77 167V168H76ZM124 167V168H123ZM158 167V166H157ZM44 168V169H43ZM190 168H192V167H190ZM77 169V170H76ZM122 169H124V171L122 170ZM127 169V170H126ZM158 169V168H157ZM220 169H221V171H223L222 173H221V171H220ZM62 170H63V168H62ZM157 171V170H156ZM227 171V169L225 168V164L223 165V168H219V170H216V171H214V172H212V173H210V176H211V178L210 179H215V181L216 180H219L222 176H223V174L225 173ZM35 172V173H34ZM43 172V173H42ZM63 174H66L67 172H65V170H63V171H61ZM130 172H132V170L130 171ZM167 172V171H166ZM38 173V174H37ZM169 176H171V174H173V172H172V170L171 169H169ZM46 174V175H45ZM164 174H168V172L167 173H165L164 172ZM195 174V173H194ZM35 175V176H34ZM222 175V176H221ZM67 176H69V178L71 179V182H72V185L73 186H82V187H86L85 189H90L91 190V188H93L94 189V187L95 186H100L101 185V182H95L94 181V184H88V183H85V182H83V179H82V175L80 176V178L78 177V179L76 178V176L74 175V173H70V174H67ZM173 176V175H172ZM165 177V176H164ZM164 177H162V178H164ZM189 178H187L186 177V181L188 182V184H184V185H182L181 187H184V188H182V189H180V190H178L177 188L180 186H175V191H177L178 190V192H179V194L181 193V194H184L185 195V193H186V195H188V197H187V199L189 198V201L190 202H192L191 204L189 203L187 206H185V208H187V207H189V208H187V211H186V209H185V214L184 215H186V218L187 219H194L195 220V218H194V216L192 217V215H194V211H195V209L196 208H198V205H196V204H198L197 202H196V199H194L193 198V196L191 195V191H193V190H196L197 189V187H196V185H193V183H195V182H197L196 180H198L197 179V176L195 177L194 175H189L188 176ZM193 179H192V178ZM160 178V177H159ZM175 178V179H174ZM174 178H169L170 179V181H173V182H175V183H178V180H177V178H176V176L174 177ZM252 178V179H251ZM260 179H262V180H264V177H262V178H260ZM159 180V182L158 183H156V180H155V184H159L158 186L159 187H161V183H162V179L160 178V179H158ZM193 180V181H192ZM200 180V179H199ZM169 181V182H170ZM204 181V180H203ZM79 182H80V184H79ZM198 182H200V181H198ZM92 183V182H91ZM152 183V182H151ZM179 184V183H178ZM86 185V186H85ZM150 185H152V184H150ZM186 185V186H185ZM190 185H192V187L190 186ZM256 187H255V186ZM263 185H264V183H263ZM8 186H9V184H8ZM97 186V187H98ZM129 187V186H128ZM188 187V188H187ZM196 188V189H195ZM199 190V189H198ZM6 191V190H5ZM87 191V190H86ZM123 191H125V192H123ZM128 191H130V189H128ZM255 191H258V192H256L255 194L253 193V192ZM203 192V191H202ZM247 193V194H248ZM28 194V193H27ZM35 194H37L38 196H36ZM41 194V195H40ZM128 194V192H127V189L124 187V188H122L121 190H120V196L122 195V197H125L126 195ZM169 195H170V191H169V193H168ZM179 194H177V195H179ZM180 194V195H181ZM118 195H119V193H118ZM251 195H253V196H251ZM255 195V196H254ZM156 196H158V197H161L162 198V195L160 196V194L158 195V194H156ZM155 196V197H156ZM192 196V197H191ZM29 197V196H28ZM93 197H94V199H93ZM204 197H205V195H204ZM254 197H256V198H254ZM98 198H100L99 200H101V201H99L98 202V204H96V200L98 199ZM127 198H128V196H127ZM165 198V200H162V199H164ZM166 198L167 197H163L160 201H161V203H163V205H164V203L166 202ZM205 198H207V196L205 197ZM254 198V199H253ZM40 200V201H43L45 204H47V208H45L44 206H45V204H43V202H40V204H39V201L38 200ZM57 200H58V198H56ZM73 201H72V200ZM89 199H90V201H89ZM47 200V201H46ZM81 200V201H80ZM124 200H126V198H124ZM85 201V202H84ZM120 201H121V199H120ZM176 201V200H175ZM258 201H259V203H258ZM91 202V203H90ZM244 202H246V195L243 193V195H242V199H241V203H244ZM80 203V204H79ZM103 203V202H102ZM120 203V202H119ZM23 204V203H22ZM31 204V205H30ZM176 204V206L178 207L179 206V208H180V204L179 203H177V201L176 202H173V205H175ZM93 205H95V206H93ZM196 205V206H195ZM29 206V207H28ZM54 206V207H53ZM96 206H98V207H100V209H97V207ZM121 206V205H120ZM120 206H119V204H118V206H117V213L116 214H119V213H121V212H123V211H121L120 210ZM195 206V207H194ZM258 206V207H257ZM9 207V204H7V208ZM50 207V208H49ZM80 207V208H79ZM113 207L115 208L116 207V205L115 204H113ZM165 206H163V208H164ZM170 207H171V205H170ZM183 207H184V205H183ZM239 207V206H238ZM244 207V206H243ZM20 208V207H19ZM25 208H26V210H25ZM35 208V209H34ZM79 208V209H78ZM121 208L123 209V210H125V207L123 208L122 206H121ZM163 208H161V209H163ZM174 208H175V206H174ZM194 208V209H193ZM207 208V207H206ZM248 208V210H245V211H248V213L250 214L251 213V211L252 210H249V208L250 209H252L251 207H247ZM247 208H245V209H247ZM164 209H166V208H164ZM183 209V208H182ZM241 209V208H240ZM243 209V208H242ZM50 210V211H49ZM145 210H147V208L145 209ZM192 211V212H191ZM245 211H243V212H241V214H242V216L245 214ZM18 212V211H17ZM64 213H66V214H64ZM189 213V214H188ZM15 214V213H14ZM35 214V215H34ZM63 214H64V216H63ZM69 214V215H68ZM109 214V215H108ZM173 214H174V211L172 210V213H171V215H167V216H170V220L172 221V219H173V221L172 222H169L170 224H167V222H168V220L166 219V218H168L169 219V217H163V216H161L160 217V219H159V217H158V219H157V221L156 222H150V223H145V224H143V219H144V217H140V223L141 224H143V225H149V227H150V229H152L153 227H158L159 228V232H160V235H161V233H162V237L164 238L163 239V245H167L168 244V241L171 239V238H175L176 236H177V234L179 233L178 232V228L176 229V228H173V227H177V226H175V225H177V218L176 217H173L172 218V216H173ZM62 215V216H61ZM71 215V216H70ZM54 216V217H53ZM0 217H1V215H0ZM37 217H39L38 218V220H35V219H37ZM53 217V218H52ZM150 217V216H149ZM45 218V219H44ZM119 218H121V217H119ZM161 218H164V219H166V220H164L163 219V221H162V219ZM1 219V222H0V224L1 223H4L3 225H6L7 226V224H5V222H3V221H5L4 220V218L2 219V217L0 218ZM93 219V220H92ZM118 219V218H117ZM169 220V221H170ZM29 221V222H28ZM144 221H145V219H144ZM188 221V220H187ZM116 222H117V220H116ZM163 222H166V224L165 225H163ZM91 224V225H90ZM155 224V226H151V225H154ZM13 225V224H12ZM16 225V226H15ZM19 225V223L18 224H14V226L12 227V229L14 230V231H17L18 230V226ZM158 225V226H157ZM162 225V226H161ZM18 226V227H17ZM88 228H87V227ZM168 228H167V227ZM87 228V230L89 229L90 230V232H88V231H86V229L85 228ZM138 227V225H136L135 226V229ZM161 228H162V230L164 229V231H162L161 230ZM180 228H182V225L180 226ZM195 229H198V224L194 227ZM78 229L80 230V231H78ZM174 229V230H173ZM166 230V231H165ZM183 230V229H182ZM188 233H187V232ZM78 232H85V233H88V235H89V237H92V240H91V242H89L88 244H90V245H88V251H87V253H83V251H82V249H81V247L83 246V244L81 243V244H79V240H80V238L82 237V234L81 233H78ZM151 234H152V236H153V231L151 230ZM165 234H164V233ZM167 232V233H166ZM173 232V233H172ZM185 232H186V237L189 239V241H190V239H192L191 240V243H190V245H189V247L188 248H191L190 246H191V244L193 245L192 246V248L195 250V244H194V242L196 241V239H197V233L196 232H191V230H190V228H189V225H187V229L185 230ZM177 233V234H176ZM196 233V234H195ZM3 233H2V227L0 226V239L3 241V242H5V245H6V243H8L9 242V240L8 239H6L5 240V237L2 235ZM81 234V235H80ZM94 234V235H93ZM175 234V235H174ZM57 235V236H56ZM109 235V234H108ZM194 235V236H193ZM85 236V235H84ZM171 236V237H170ZM154 238V237H153ZM29 239H30V241H29ZM109 239H110V242H112L113 240L110 238V235H109ZM131 239H132V237H131ZM130 239V240H131ZM5 240V241H4ZM72 241V242H71ZM93 241V242H92ZM131 241H133V239L131 240ZM194 241V242H193ZM31 242V243H30ZM96 242V243H95ZM193 242V243H192ZM40 244V245H39ZM239 244H240V242H239ZM31 245V246H30ZM147 245V244H146ZM241 245V244H240ZM247 243H244L243 245H241V246H236V248L239 250L240 249V247H242L243 246V248H246L247 246ZM92 246V247H91ZM186 249L185 250V252L186 253H188L189 254V249ZM75 250V251H74ZM80 250V251H79ZM119 250H121L120 248H119ZM124 249H122L121 251V254H120V256H119V258H118V256H117V254H118V250L117 251H112L113 253H114V255H115V258H113L112 259V257H111V259L110 260H108L107 262V264H114V263H119V264H129L128 262H126L125 260H123L124 259V253H125V251H123ZM263 250V254H264V249H262ZM166 254L168 253V251L167 250H163ZM81 252V253H80ZM111 252V254H110V256H113V253ZM117 252V253H116ZM224 253V254H223ZM223 253H218V261H211L210 259H209V255L211 254V255H213L214 256V252H211V253H208L207 255H206V257H205V259H206V261L207 262H204L203 264H216V262H218L219 264H228L227 263V256H226V252H223ZM237 253H235V255H236ZM6 256V258H5V256ZM87 255L88 257L86 258L85 256ZM193 255V256H192ZM2 256V257H1ZM117 256V257H116ZM188 256V255H187ZM224 256V257H223ZM226 256V257H225ZM8 257H9V259H8ZM189 257H190V259H189ZM194 257H195V253L193 252L192 254H189V256L188 257H184V259L183 260H180L179 258H176V259H174V260H170V264L171 263H174V264H192L190 261L191 260H193L194 259ZM4 258V259H3ZM105 259H109L110 257H108V256H106V257H104ZM189 260H188V259ZM192 258V259H191ZM247 258H249V257H244V259H247ZM6 259V260H5ZM117 259H119V260H117ZM205 259H203L204 261H205ZM5 260V261H4ZM10 260V261H9ZM17 260V261H16ZM114 260V262H112ZM226 261V263L225 262H223V261ZM239 260V259H238ZM238 260H236V261H238ZM8 263H7V262ZM117 261H119V262H117ZM189 261V262H188ZM242 261V259L240 260V261H238V264L240 263ZM16 262V263H15ZM126 262V263H125ZM264 262V261H263ZM106 263V262H105ZM102 264V263H101ZM104 264V263H103ZM154 264H159V262L158 261H156ZM231 264H233V263H231ZM236 264H237V262H236ZM260 264H262V263H260Z\"/></svg>",
  "mask_w": 264,
  "mask_h": 264
},
{
  "label": "water",
  "instance_id": "3",
  "mask_svg": "<svg viewBox=\"0 0 264 264\" xmlns=\"http://www.w3.org/2000/svg\"><path fill=\"white\" fill-rule=\"evenodd\" d=\"M88 177H89V175H88Z\"/></svg>",
  "mask_w": 264,
  "mask_h": 264
}]
</instances>
